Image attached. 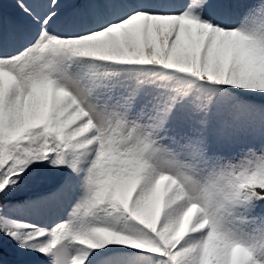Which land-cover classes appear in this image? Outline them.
I'll list each match as a JSON object with an SVG mask.
<instances>
[{
	"label": "snow or ice",
	"instance_id": "6c2138e0",
	"mask_svg": "<svg viewBox=\"0 0 264 264\" xmlns=\"http://www.w3.org/2000/svg\"><path fill=\"white\" fill-rule=\"evenodd\" d=\"M0 264H264V0H0Z\"/></svg>",
	"mask_w": 264,
	"mask_h": 264
},
{
	"label": "rangeland",
	"instance_id": "374dc122",
	"mask_svg": "<svg viewBox=\"0 0 264 264\" xmlns=\"http://www.w3.org/2000/svg\"><path fill=\"white\" fill-rule=\"evenodd\" d=\"M23 219H27V217H22ZM10 242H7L4 247V256L6 259H11V253H10Z\"/></svg>",
	"mask_w": 264,
	"mask_h": 264
}]
</instances>
